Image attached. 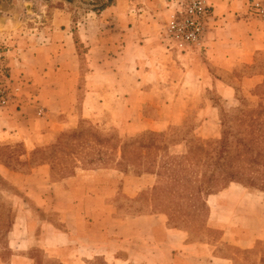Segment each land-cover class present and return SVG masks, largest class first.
Returning <instances> with one entry per match:
<instances>
[{
  "label": "crops",
  "instance_id": "0c3cea01",
  "mask_svg": "<svg viewBox=\"0 0 264 264\" xmlns=\"http://www.w3.org/2000/svg\"><path fill=\"white\" fill-rule=\"evenodd\" d=\"M166 1L113 0L77 21L85 51L65 12L40 16L30 41L5 16L0 51L14 97L0 106V180L12 190L14 218L0 264H264V191L234 181L204 193L203 225L172 224L185 216L176 210L126 212L157 175L122 166L125 138L168 132L191 110L190 137L218 138L221 104L232 105L239 86L264 85V20L249 13L251 0H208L214 20L202 48L188 53L160 42L173 10ZM83 121L102 137L116 134L114 161L67 157L74 149L58 140Z\"/></svg>",
  "mask_w": 264,
  "mask_h": 264
},
{
  "label": "rangeland",
  "instance_id": "374dc122",
  "mask_svg": "<svg viewBox=\"0 0 264 264\" xmlns=\"http://www.w3.org/2000/svg\"><path fill=\"white\" fill-rule=\"evenodd\" d=\"M176 1H166L172 6V13L176 7ZM110 2L108 0H0V21H2L0 37L1 39L3 38L5 30L3 21L5 16L16 18L14 29L12 30L20 34L22 38L30 41L29 39L33 36L36 28L39 25L43 27L42 23L39 24L40 16L43 17L44 22L49 17L62 11L71 19V32L73 33L76 50L85 51L84 43L81 42L78 34H76L77 21L86 19L91 15L100 14ZM149 2L151 3L152 0H149ZM136 11L133 10V13H136ZM165 22L160 30V42L166 51L178 53L164 44L163 27ZM259 64L264 67L263 57ZM191 111L189 120L185 121L183 125L172 127L168 132H145L123 140L122 166L135 172L152 171L157 175L154 188L151 191L141 193L140 202L132 204L131 208L126 210L127 213H142L157 209H164L169 212L176 210L185 216H180L182 218L181 221H171L172 224L189 226V223L192 222L196 225H203L207 218V209L203 204L204 192L197 191L203 167L194 165L195 161L191 159V152L200 147L198 149L201 151L202 160L200 164H202L203 159L212 158L223 129L225 130L229 125L227 120L237 114L250 112L256 117L257 123L254 130L260 143L255 148L260 153H264V85L248 90L239 86L237 100L230 106L221 104L220 135L218 138L203 140L190 137L191 128L197 123L194 118V111ZM93 129L97 130L92 122L83 121L79 130L64 133L58 140L59 144L64 145L67 150L74 149L73 155L71 153L67 155L72 162L75 161V158L88 161L89 164L98 162V160H108L109 163H111V160H115L117 146L120 143L116 134L111 132L110 136L102 137L94 132ZM94 133L99 136L101 141L99 144L105 145L104 148L96 147L90 142L93 137L87 134ZM184 139H188L185 146L175 147L177 142H181ZM104 140L113 144L103 143L102 141ZM260 161L261 158L259 159ZM263 163L264 161H261L260 164L254 165L251 169L241 170L245 177L244 185L249 189L264 191ZM225 179H219L215 184H210L206 188H213V192H215L227 184ZM10 192L12 190L5 182L0 180V248L4 258L11 254V250L5 249L6 232L9 230L14 218V206L9 195ZM142 200L147 201V203H141ZM18 203H21L20 200ZM39 216L43 217L41 213H39ZM33 253L38 259L41 258L44 261L45 258L42 251L35 250Z\"/></svg>",
  "mask_w": 264,
  "mask_h": 264
},
{
  "label": "trees",
  "instance_id": "16d2710c",
  "mask_svg": "<svg viewBox=\"0 0 264 264\" xmlns=\"http://www.w3.org/2000/svg\"><path fill=\"white\" fill-rule=\"evenodd\" d=\"M227 121L229 125L225 130L223 129L212 158L203 159L200 164L202 160L201 151L198 150L200 147L191 152V159L195 161L194 165L203 167L198 192H213V188L208 189L206 186L225 178L227 184L235 181L244 185L245 177L241 170L251 169L264 161V153H260L255 148L260 143L254 130L257 123L256 117L250 112H242ZM262 165L264 166V163Z\"/></svg>",
  "mask_w": 264,
  "mask_h": 264
},
{
  "label": "built area",
  "instance_id": "2783aa9c",
  "mask_svg": "<svg viewBox=\"0 0 264 264\" xmlns=\"http://www.w3.org/2000/svg\"><path fill=\"white\" fill-rule=\"evenodd\" d=\"M248 10L251 15L264 20V0H251ZM213 20V9L208 0H177L173 13L163 27L165 46L178 53L200 50L204 35L210 29ZM9 78L8 66L0 51V106L2 107L7 106L14 97V88L10 85Z\"/></svg>",
  "mask_w": 264,
  "mask_h": 264
}]
</instances>
